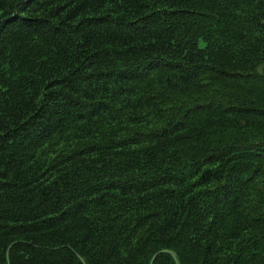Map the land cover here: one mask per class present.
<instances>
[{"label": "trees", "instance_id": "obj_1", "mask_svg": "<svg viewBox=\"0 0 264 264\" xmlns=\"http://www.w3.org/2000/svg\"><path fill=\"white\" fill-rule=\"evenodd\" d=\"M0 264H264V0H0Z\"/></svg>", "mask_w": 264, "mask_h": 264}]
</instances>
